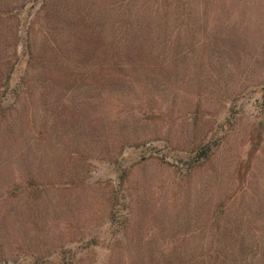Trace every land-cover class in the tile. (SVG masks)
Masks as SVG:
<instances>
[{
	"label": "rangeland",
	"instance_id": "obj_1",
	"mask_svg": "<svg viewBox=\"0 0 264 264\" xmlns=\"http://www.w3.org/2000/svg\"><path fill=\"white\" fill-rule=\"evenodd\" d=\"M223 247L264 251V0H0V264Z\"/></svg>",
	"mask_w": 264,
	"mask_h": 264
},
{
	"label": "trees",
	"instance_id": "obj_2",
	"mask_svg": "<svg viewBox=\"0 0 264 264\" xmlns=\"http://www.w3.org/2000/svg\"><path fill=\"white\" fill-rule=\"evenodd\" d=\"M193 254L194 257L189 260L181 261L180 257L177 263L170 264H264V251L255 256V254L245 253L242 248L223 247L201 250Z\"/></svg>",
	"mask_w": 264,
	"mask_h": 264
}]
</instances>
